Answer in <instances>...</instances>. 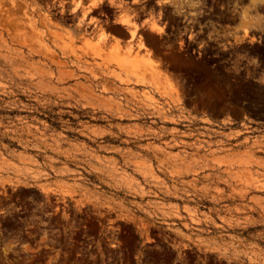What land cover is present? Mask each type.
<instances>
[{"label":"rangeland","instance_id":"374dc122","mask_svg":"<svg viewBox=\"0 0 264 264\" xmlns=\"http://www.w3.org/2000/svg\"><path fill=\"white\" fill-rule=\"evenodd\" d=\"M76 3L0 0V264H264V72Z\"/></svg>","mask_w":264,"mask_h":264},{"label":"flooded vegetation","instance_id":"af4514ba","mask_svg":"<svg viewBox=\"0 0 264 264\" xmlns=\"http://www.w3.org/2000/svg\"><path fill=\"white\" fill-rule=\"evenodd\" d=\"M139 4V3H138ZM132 16L165 29L159 41L201 43H240L244 51L230 55L242 59L245 67L239 73L253 75L264 72V0H143L136 4L124 2ZM116 7L113 14L120 13ZM108 23L109 17L101 14ZM152 33L150 27L146 30ZM194 55V51L193 54ZM200 56V54H198Z\"/></svg>","mask_w":264,"mask_h":264},{"label":"snow or ice","instance_id":"6c2138e0","mask_svg":"<svg viewBox=\"0 0 264 264\" xmlns=\"http://www.w3.org/2000/svg\"><path fill=\"white\" fill-rule=\"evenodd\" d=\"M152 5H155V0H151ZM109 4V0H91V2H89V0H78V3H76V8L79 9L81 7L85 8V16H88L89 13L91 14V16H96L98 15V13L102 12V11H108L109 16L111 17L113 15V11L115 9V7H119L121 9H123L124 5L121 4H116V0H112V4H113V10L109 11V9L107 8V5ZM128 4H136V6L138 7V0H128ZM116 19L114 20H110L109 23L110 24H114V28L110 29L112 31H121L124 27L129 25V19L127 18H120V13H116ZM141 19H143V16L141 17ZM165 31V29L163 27H154L153 28V32L152 35L149 36L147 34V32H145V40L146 42H148V46L152 47L153 50L155 51L157 49V46L159 44V39L156 36V33H161L163 34ZM133 35H135V33H133ZM173 55H176L177 58H182V54L178 53L174 50ZM156 264H159V262L157 261Z\"/></svg>","mask_w":264,"mask_h":264},{"label":"bare ground","instance_id":"6f19581e","mask_svg":"<svg viewBox=\"0 0 264 264\" xmlns=\"http://www.w3.org/2000/svg\"><path fill=\"white\" fill-rule=\"evenodd\" d=\"M129 23H130V22H129ZM154 27H156V25H154L153 28H154ZM153 28H152V29H153Z\"/></svg>","mask_w":264,"mask_h":264}]
</instances>
